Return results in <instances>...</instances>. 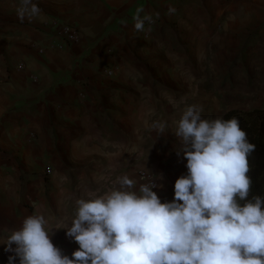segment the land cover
Returning <instances> with one entry per match:
<instances>
[{"label":"crops","instance_id":"1","mask_svg":"<svg viewBox=\"0 0 264 264\" xmlns=\"http://www.w3.org/2000/svg\"><path fill=\"white\" fill-rule=\"evenodd\" d=\"M33 2L40 14L21 22L20 0H0V241L43 215L71 257L78 245L64 230L77 199L105 195L124 175L138 188L145 173L161 202L173 201L188 171L175 134L188 106L215 119L260 105L245 86L229 100L228 80L237 82L232 62L264 68V0ZM137 16L155 22L151 37ZM55 24L77 26L82 41L59 47ZM6 247L0 264L14 255Z\"/></svg>","mask_w":264,"mask_h":264},{"label":"clouds","instance_id":"2","mask_svg":"<svg viewBox=\"0 0 264 264\" xmlns=\"http://www.w3.org/2000/svg\"><path fill=\"white\" fill-rule=\"evenodd\" d=\"M40 11L20 0L17 15L23 22ZM143 25L137 16L135 28ZM202 110L190 105L177 121V155L188 171L176 180L172 202H161L154 182L137 188L129 176L118 177L105 195L76 200L64 230L78 245L71 257L52 243L44 216L29 215L0 241L14 253L8 264H264V197L248 199L255 146L237 118L204 119Z\"/></svg>","mask_w":264,"mask_h":264},{"label":"trees","instance_id":"3","mask_svg":"<svg viewBox=\"0 0 264 264\" xmlns=\"http://www.w3.org/2000/svg\"><path fill=\"white\" fill-rule=\"evenodd\" d=\"M221 118L229 120L237 118L242 130L247 134L248 141L253 144L254 151L248 156L251 187L248 199L254 196L264 197V109L256 108L249 111L232 109Z\"/></svg>","mask_w":264,"mask_h":264},{"label":"rangeland","instance_id":"4","mask_svg":"<svg viewBox=\"0 0 264 264\" xmlns=\"http://www.w3.org/2000/svg\"><path fill=\"white\" fill-rule=\"evenodd\" d=\"M248 54V53H246ZM246 61L239 64V62H232L230 63L229 71H231L230 76L237 77V82L231 83L228 80V97L229 100H237L239 97L234 89L242 88L245 86L246 89H252L254 94H258L260 96V105L256 108H263L264 109V68L261 66L252 67L251 65L247 64ZM241 66V67H240ZM238 68V69H237ZM237 98V99H236ZM254 108V109H256ZM238 110V109H237ZM253 110V109H250ZM249 111V110H243ZM156 183V179H155ZM157 185V183H156ZM156 188L153 189V191Z\"/></svg>","mask_w":264,"mask_h":264},{"label":"built area","instance_id":"5","mask_svg":"<svg viewBox=\"0 0 264 264\" xmlns=\"http://www.w3.org/2000/svg\"><path fill=\"white\" fill-rule=\"evenodd\" d=\"M154 25L155 22L151 20V22L147 21L145 23L144 29H143V34L144 37L149 38L154 34ZM53 32L56 35L57 41H58V46L63 47V46H71V45H76L82 41V36L80 33V30L77 26L71 25V24H55L53 27ZM107 75L112 76L114 74V71L112 69L107 70ZM143 178L147 183L154 182L155 183V178L150 175H146L143 173ZM156 184V183H155Z\"/></svg>","mask_w":264,"mask_h":264}]
</instances>
